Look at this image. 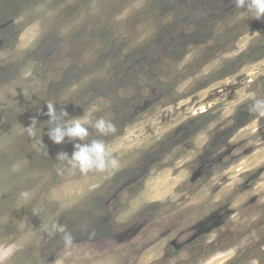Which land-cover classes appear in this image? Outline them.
<instances>
[{
	"label": "rangeland",
	"instance_id": "1",
	"mask_svg": "<svg viewBox=\"0 0 264 264\" xmlns=\"http://www.w3.org/2000/svg\"><path fill=\"white\" fill-rule=\"evenodd\" d=\"M250 94L264 98V18L232 0H0L4 264H264V118ZM49 101L110 119L114 134L88 139L119 166L56 161L79 141L49 139ZM34 117L46 149L23 129ZM54 221L74 247L48 233Z\"/></svg>",
	"mask_w": 264,
	"mask_h": 264
},
{
	"label": "clouds",
	"instance_id": "2",
	"mask_svg": "<svg viewBox=\"0 0 264 264\" xmlns=\"http://www.w3.org/2000/svg\"><path fill=\"white\" fill-rule=\"evenodd\" d=\"M236 8L243 10V13L249 14V18L260 20L264 18V0H232ZM258 34V33H254ZM253 99L246 105V110L255 113L257 119L264 118V98L255 97L250 94ZM47 111L44 113L48 117L47 135L54 144H61L68 138L69 141H79L74 144V151L71 156L65 152H60L56 161L64 162L69 170H78L81 174L89 172L103 173L108 169H115L119 166L118 158L112 154V151L103 139L88 138L91 135L90 129H94L99 137L112 135L116 132L115 124L110 119L103 117L93 119L90 115L84 113L82 117L68 118L67 112L57 110L56 104L49 101L46 103ZM37 119H31L28 127H23L28 136L35 143L39 144L43 149L45 145L41 142V135L37 137V132H41V128L37 127ZM58 173L65 171L64 167L57 169ZM32 193L23 191L20 196L23 200L32 199ZM33 215H39L40 210L34 209ZM46 230L52 236L59 234L62 244L65 248L75 246V238L66 225L58 221L52 222L46 226ZM14 245H8L0 249V264H4L13 253Z\"/></svg>",
	"mask_w": 264,
	"mask_h": 264
}]
</instances>
